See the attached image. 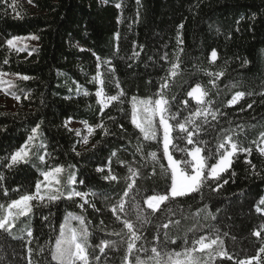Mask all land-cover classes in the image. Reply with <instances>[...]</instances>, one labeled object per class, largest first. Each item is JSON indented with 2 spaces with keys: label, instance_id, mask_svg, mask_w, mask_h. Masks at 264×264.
Masks as SVG:
<instances>
[{
  "label": "trees",
  "instance_id": "trees-1",
  "mask_svg": "<svg viewBox=\"0 0 264 264\" xmlns=\"http://www.w3.org/2000/svg\"><path fill=\"white\" fill-rule=\"evenodd\" d=\"M118 3L120 8L115 6ZM31 5L32 9H26L16 2L15 12L0 5V71L14 77L6 89L7 95L14 97L15 93L21 97L16 112L0 109V174L7 189V196L0 192V204L34 193L41 173L59 165L65 168L59 177L61 190L67 193L74 188L86 192L89 203L81 209L82 201L74 197L61 198L48 207L34 205L30 218H19L13 235L0 232V264H28L29 247L33 249V264H56L51 250L70 216L85 220L91 233L90 258L95 254L104 259L98 246L102 241H114L115 248L105 252L111 264H119L127 249V237L112 235L121 225L114 221L111 207L130 182L125 179L128 166L141 174L134 191L139 193L135 203L142 210L146 209L144 200L148 196L164 194L170 186L158 117L154 121L157 140H145L131 123V100L134 96L156 99L177 55L180 68L175 77L168 79L169 87L165 90L172 106L170 111L176 112L177 102L183 99H188V107L194 110L196 102L186 96V91L199 83L209 90L205 100L210 101L209 110L217 114L215 120L208 116V123L202 125L206 131L199 134L205 143L197 146L204 148L206 163L210 165L218 159L217 145L226 136H232L238 151L232 166L222 174V180L227 179L228 183L218 191L203 186V199L199 193H192L162 204L161 210L150 217L151 223L144 226L137 248L155 246L152 241L156 217L163 220L167 207L172 209L169 218L179 220V224L169 225L166 250L181 251L183 239L191 242L199 235H211L218 230L234 260L256 255L261 243L253 233L264 224V210L257 211L260 199L264 198V156L259 152L264 143V0H140L139 5L137 0H32ZM31 35L39 36V40L27 45L25 51L16 52L6 45L7 39ZM177 37L182 44L178 45ZM181 48L183 52L179 51ZM212 51L217 55L215 61ZM23 75L30 79L21 80ZM98 76L104 81L105 96L118 93L117 81L124 91L120 101L104 109L103 116L95 95L101 88L95 79ZM238 91L245 96L230 105L228 102ZM109 116L115 119H108ZM67 120L93 127L103 121L108 134L96 128L89 143L82 147L76 132L65 126ZM37 124L40 130L33 143L43 142L45 148H30L29 164L5 168L7 158L25 144ZM176 136L174 130L173 144L179 143ZM138 146L142 151L136 150ZM183 146L192 147L186 141ZM245 148L252 149L250 156L241 151ZM45 152L50 155L41 162L37 157ZM150 152L157 153V162L148 157ZM173 155L181 158L184 154L173 151ZM247 160L256 166L259 175L253 173ZM98 168L104 171L99 172ZM109 169L117 175V181L104 179ZM69 175L75 177V184H68ZM205 205L207 210L196 215ZM130 218L135 223L134 216ZM68 222L79 227L78 220ZM26 228L32 230L31 238L26 236ZM160 231L163 240L165 230ZM46 242L41 254L38 245L45 246ZM137 254L146 258L150 252L134 251L133 258ZM215 264L234 262L217 258Z\"/></svg>",
  "mask_w": 264,
  "mask_h": 264
},
{
  "label": "snow or ice",
  "instance_id": "snow-or-ice-1",
  "mask_svg": "<svg viewBox=\"0 0 264 264\" xmlns=\"http://www.w3.org/2000/svg\"><path fill=\"white\" fill-rule=\"evenodd\" d=\"M32 3V0H28ZM137 4H140V0H137ZM0 5H4L5 8L10 7L14 12L16 10V0H12L9 4L8 0H0ZM120 8L121 5L118 3L115 5ZM19 15V13H17ZM139 13H137V18ZM179 28H183V24L179 25ZM118 39V34H116ZM39 40V36L31 35L29 37L15 36L6 40V45L10 50L16 52L25 51L27 45L24 44L25 40ZM177 43L182 44V40L177 37ZM23 45V46H21ZM183 52L181 48L179 50ZM31 55V52H29ZM138 55V54H137ZM212 57H216V52L212 51ZM165 59L167 54H165ZM99 57L97 60L99 61ZM179 56L177 55V62L172 64L168 69L169 75L163 79V82L159 86V90L156 93L157 98L152 99H138L137 97H132L131 104V123L135 128L139 129V132L143 135L145 140H157L156 127L154 121L158 117V125L162 130L161 141L162 142V153L163 157L167 160V169L170 170V186L165 190L164 194L150 195L144 200L146 204V209L142 210L139 203H135L136 195L139 193L134 191V186L137 182V177L141 174L140 172L128 166L127 171L129 175L125 178L127 181L122 193H119V199L116 200L115 204L111 207V214L114 217V221L121 225L119 231H113L112 235H125L127 237V249L125 254L121 257L119 264H215L217 258L221 260L233 261L234 264H264L262 261V255H264V237H262V232H264V224L260 225L259 230H256L253 235L260 238L261 246L258 249V253L252 257H247L243 259H235L232 254L224 247V240L221 235L218 234V230L212 231L211 235H199L197 238L193 239L191 242L187 238L183 239V248L181 251H168L165 248V244L168 242V229L169 225H178L179 220H172L169 218V214L172 212L171 208H165L162 213L163 220L161 217H156L157 224L154 225L155 234L153 235V243L150 249L141 245L137 248V242L142 240V232L145 225L151 223L150 217L161 210V205L167 201L175 202L176 198L187 197L192 193H199L201 199H203V194L201 189L203 186L207 185L210 190L218 191L223 184L228 183L227 179L222 180V174L226 172L233 163V157L238 151V146L233 142L232 136H226L223 142L217 145L218 159L212 164L206 163L205 156L202 155L204 148L197 145H202L205 142L200 139V133L206 131L202 125L208 123V116L211 115L212 119H216V113L209 110L208 104L205 98L208 96L209 90L202 87L199 83H196L191 90L186 91V96L190 97L196 102L197 107L189 108L188 105L190 101L188 99H183L177 102L176 112H171L172 107L169 103L168 95L165 92L168 89V79L170 77H175L177 70L180 68ZM4 63L7 64L8 60L5 59ZM247 64V61L244 62ZM8 73L0 71V84L5 83L4 77ZM18 75V74H17ZM223 75V73H219ZM21 80L27 81L30 79L29 76H20ZM95 79L99 80L101 88L96 91L95 95L98 98V102L101 105L100 115L103 116L104 109L109 107L112 102L120 101L121 97L124 95L123 89L119 88V82H116V87L119 89L116 95L105 96L103 92V79L99 76ZM11 86L12 82H7ZM14 98L19 101L20 96L13 93ZM245 96L243 91H238L228 102L230 105L238 103L241 98ZM175 100V96H172ZM249 108L252 107L251 104L248 105ZM243 110V109H242ZM187 113V115H185ZM202 118V119H200ZM108 119L114 120L115 118L109 116ZM198 119L200 122L198 123ZM170 121H175V123H170ZM67 123V122H66ZM89 135H91L96 128L103 129L105 135L108 134V129L105 128L103 121L97 124L95 127L88 126L85 122ZM214 127V126H213ZM40 130V125L37 124L36 127L31 129V134L27 137L26 142L23 146L18 148L14 153L7 158V162L4 164L5 168L11 169L14 166L21 164H29L30 148L43 149L45 145L43 142L36 145L33 142L37 139ZM177 131L176 139L179 143L173 144V131ZM71 131V130H70ZM76 135L79 136V130L76 131ZM195 137V139H194ZM262 139H264V134H262ZM186 141V145H191V148L183 146ZM87 144V137L83 141ZM170 146L172 151H170ZM230 146V147H228ZM138 152L142 149L138 146L136 149ZM173 151L183 153L181 158H175ZM241 151L247 152L251 155V148L241 149ZM259 152L264 156V147L259 148ZM211 156V150H209ZM50 155L45 152L43 155H38V159L41 162L45 161V156ZM79 155V153H77ZM115 155V153H113ZM151 158L153 163L157 162V153L150 152L147 154ZM190 158V159H189ZM254 174L259 175L255 172V165L252 164L251 160L246 161ZM121 164L124 162L121 161ZM163 168V165H161ZM207 169V171H206ZM65 168L63 165L52 167L41 173L42 179L35 183V192L22 194L18 199H10V202L6 204H0V232L6 233L9 236L13 235V229L16 228V223L20 217H29L33 213V201H37L40 206L48 207L51 203L61 199H73L74 197H79L82 203H80L81 209L84 208L85 204L89 203L88 193L76 191L72 188L70 191L65 193L61 190V180L60 175L64 173ZM97 171L103 172V168H98ZM153 174H155V167L153 168ZM235 175V173H232ZM147 179V177H144ZM4 177L0 174V192L4 196H7V189L3 187L2 181ZM106 181L113 182L117 181V175L111 173L109 169V174L104 177ZM222 180V183L220 181ZM75 177L69 175L68 184H75ZM83 184V181H80ZM130 193H133L130 196ZM133 204L135 207L133 208ZM127 205V208H126ZM91 207L95 208V204H91ZM260 206H264V198H261L259 205L257 206V211H262ZM151 210V212H147ZM207 206L204 209H198L196 215H199L200 211H206ZM99 211V209H97ZM211 215V213H209ZM130 216H134L135 223ZM214 218V217H213ZM44 220H48L47 216L43 217ZM75 219L79 221V227H72L68 220ZM166 221V222H164ZM103 224V221H101ZM161 229L163 231V240L161 239ZM126 230V231H125ZM26 236L31 238L33 232L30 229H24ZM91 233L85 224L83 217H72L70 216L60 229V234L55 241V246L51 250V258L56 261V264H111V261L107 259L106 249L115 248L114 241H102L99 245V252L104 255V259H101L100 255L93 254L90 258L89 248L91 247L89 243V236ZM226 235V234H225ZM23 239V237H19ZM175 243V241H171ZM31 239L28 240V244H31ZM47 247V242L45 246H39V252L42 254ZM159 249V250H158ZM134 251L136 253L144 252L149 253L146 258H141L139 254L135 255L133 258ZM95 252V250H94ZM33 249L28 248V264H33L32 261Z\"/></svg>",
  "mask_w": 264,
  "mask_h": 264
},
{
  "label": "rangeland",
  "instance_id": "rangeland-1",
  "mask_svg": "<svg viewBox=\"0 0 264 264\" xmlns=\"http://www.w3.org/2000/svg\"><path fill=\"white\" fill-rule=\"evenodd\" d=\"M16 2L21 3L24 7H26V9H32L33 8V6L31 5V3L28 2V0H16ZM33 42H34V40L28 39V40L24 41V44L29 45V44H32ZM21 46H23V45H21ZM211 58L213 61H215L217 58V55L215 58H213V57H211ZM13 78L14 77L12 75H7L3 78L5 83L0 84V109L4 110L5 112H16L21 105L20 100L17 101L14 97L7 95L6 89L9 85L7 82L12 80ZM66 122H65V126L68 127L70 130H73L75 132L77 130H79L80 135L78 137L80 138L81 146L82 147L86 146L89 143L90 137L94 132L91 135H89L87 127H86L85 123H83V122H77V121H73V120H67ZM88 126H90V125H88ZM85 137H87V140H88L87 144H85L83 142ZM262 147H264V143H263ZM37 204H39L37 201H33V206L37 205Z\"/></svg>",
  "mask_w": 264,
  "mask_h": 264
}]
</instances>
